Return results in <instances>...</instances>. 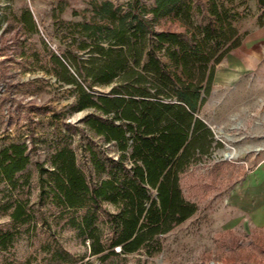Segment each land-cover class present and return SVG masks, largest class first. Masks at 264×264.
<instances>
[{
  "label": "rangeland",
  "instance_id": "374dc122",
  "mask_svg": "<svg viewBox=\"0 0 264 264\" xmlns=\"http://www.w3.org/2000/svg\"><path fill=\"white\" fill-rule=\"evenodd\" d=\"M181 3L179 12L176 9L154 20L156 0H0V151L25 145L30 159L26 169L14 176V184L0 179V264H264V230L250 236L242 232L236 235L223 233L216 224L221 220L219 212L228 204L227 195L264 160V150L252 151L237 140L239 135L234 130L241 126L232 114L237 109L238 84L212 86L200 115L221 141L212 156L201 157L181 176L184 195L196 204L197 212L161 236V250L153 255L141 252L101 260L91 254L90 242L70 226L75 214H60L57 207L40 199L37 165L50 170L51 156L59 148L69 146L88 175L93 172L87 150L90 145L101 156L117 157L116 147L86 123L87 118L106 116L96 108L77 109L82 95L78 85L96 95L108 93L110 87L90 88L91 79L81 77L77 68L90 69L91 60L98 61L93 47L97 42L103 48L110 46L108 28L123 26L131 5H137L135 12L150 21L153 30L177 33L192 45L202 38L200 31L209 22L219 28L222 17L229 36L232 28L236 34L222 45L218 55L231 47L233 40H239L238 46L245 43L264 24L258 0ZM108 11L115 16H109ZM159 56L169 64L166 55ZM219 68L221 64L215 71ZM247 81L244 79L240 87ZM223 115L225 121L228 117L227 123L214 124L216 117ZM230 147L237 156L227 159L225 153L232 151ZM18 203L33 217L31 223L13 222L10 214ZM103 208L116 211L110 204ZM59 251L66 255H59Z\"/></svg>",
  "mask_w": 264,
  "mask_h": 264
},
{
  "label": "trees",
  "instance_id": "16d2710c",
  "mask_svg": "<svg viewBox=\"0 0 264 264\" xmlns=\"http://www.w3.org/2000/svg\"><path fill=\"white\" fill-rule=\"evenodd\" d=\"M181 2L156 0L154 20L179 12ZM258 4L262 25L264 0ZM136 9L137 5L130 6L123 26L108 28V38L112 36L108 48L99 42L93 47L98 61L91 60L90 69L77 68L81 77L91 79L90 88L110 87L108 93L96 95L78 85L82 95L77 109L96 108L106 116L87 118L86 123L116 147L117 157L101 156L90 145L93 172L88 175L75 152L64 146L51 156L50 170L37 165L40 199L60 214L78 215L71 217L70 226L90 242L91 254L101 260L141 252L153 255L161 250V236L197 212L196 204L183 194L180 175L212 146L213 133L196 114L211 92L216 65L239 45L233 40L218 55L236 34L232 28L229 36L222 17L219 28L209 22L192 45L177 33L153 30ZM159 54L166 55L169 64ZM55 61L67 71L58 57ZM26 150L25 145H11L0 151V179L15 183L14 176L30 162ZM105 204L116 211L105 210ZM10 216L20 225L33 221L21 203Z\"/></svg>",
  "mask_w": 264,
  "mask_h": 264
},
{
  "label": "crops",
  "instance_id": "0c3cea01",
  "mask_svg": "<svg viewBox=\"0 0 264 264\" xmlns=\"http://www.w3.org/2000/svg\"><path fill=\"white\" fill-rule=\"evenodd\" d=\"M220 64L221 68L215 71L212 86L239 85L238 103L234 106L237 109L232 114L234 121L241 126L234 130L239 135L237 140L244 141V146L252 151L264 150V85L261 84V82L264 84V24L249 35L245 43L228 53L226 60H222ZM245 77L248 79L247 85L241 88L240 85ZM204 104L198 110L196 117L211 130L214 141L209 152L197 155L198 159L189 163L180 175V182L181 176L195 167L201 157L212 156L221 141L214 127L200 115ZM216 118L217 121L214 123L216 125L223 126L225 122L227 123V116L226 121L224 115ZM230 150H234L237 154L234 148L230 147ZM227 202L228 206H224V211L222 209L219 212L221 220L216 222L217 228L223 233L237 235V232H242L250 236L256 231L264 230V160L257 163L242 182L230 191Z\"/></svg>",
  "mask_w": 264,
  "mask_h": 264
},
{
  "label": "bare ground",
  "instance_id": "6f19581e",
  "mask_svg": "<svg viewBox=\"0 0 264 264\" xmlns=\"http://www.w3.org/2000/svg\"><path fill=\"white\" fill-rule=\"evenodd\" d=\"M236 155H237V154L235 153L234 150L225 153V157H226L227 159H232V158L236 157Z\"/></svg>",
  "mask_w": 264,
  "mask_h": 264
}]
</instances>
